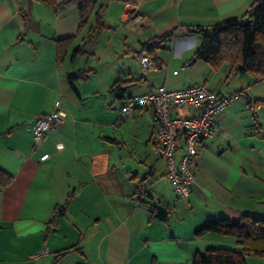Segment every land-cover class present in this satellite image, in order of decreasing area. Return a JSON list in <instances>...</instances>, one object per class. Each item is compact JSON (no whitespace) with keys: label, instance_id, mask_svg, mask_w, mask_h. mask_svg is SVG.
Wrapping results in <instances>:
<instances>
[{"label":"crops","instance_id":"0c3cea01","mask_svg":"<svg viewBox=\"0 0 264 264\" xmlns=\"http://www.w3.org/2000/svg\"><path fill=\"white\" fill-rule=\"evenodd\" d=\"M254 2L102 0L104 28L90 38L66 0H0V168L13 176L0 190V264H192L208 248H238L232 236L196 231L222 218L264 217V81L195 54L199 29L242 19ZM174 30L150 54L166 68L144 73V45ZM78 73L84 77L71 82ZM118 81L122 94L111 92ZM204 83L240 98L217 117L216 136L202 141L195 185L182 200L153 154L155 111L129 119L121 107L131 96ZM58 101L65 123L34 142L36 117ZM41 249L49 255L29 258Z\"/></svg>","mask_w":264,"mask_h":264},{"label":"trees","instance_id":"16d2710c","mask_svg":"<svg viewBox=\"0 0 264 264\" xmlns=\"http://www.w3.org/2000/svg\"><path fill=\"white\" fill-rule=\"evenodd\" d=\"M34 1L57 5V0ZM66 1L77 8L80 31L90 26L89 37H98L104 28L101 14L105 7L102 0ZM199 32L203 35V40L195 54L196 60H202L213 67L227 62L237 74L251 75L258 82L264 81V0H255L248 14L242 19H231L211 29H199ZM177 36L176 30L169 32L145 44L144 50L152 54ZM59 59H63L62 50L59 52ZM83 77V73L70 74L69 80L72 82ZM125 85V82L118 81L111 87V92L122 94L127 88ZM12 180L13 176L0 168V190L7 187ZM64 209H60L59 214ZM153 214L160 219H166L163 213ZM208 233L232 236L237 239L238 248H208L202 253L197 252L192 264H248L246 255L249 253L264 257V217L244 215L239 221L222 218L207 222L196 231L197 236ZM71 250L73 249L64 251L60 256L67 255Z\"/></svg>","mask_w":264,"mask_h":264},{"label":"built area","instance_id":"2783aa9c","mask_svg":"<svg viewBox=\"0 0 264 264\" xmlns=\"http://www.w3.org/2000/svg\"><path fill=\"white\" fill-rule=\"evenodd\" d=\"M136 8V7H135ZM144 19L132 14L127 20ZM139 62L144 73H157L166 65L160 64L148 53L140 56ZM240 94H217L208 84L189 86L180 90L161 88L142 95L128 98L121 107L126 118H134L141 109L155 111L158 131L155 138L153 154L167 165L166 179L172 185L179 199L190 198L195 185V163L201 155V143L212 139L217 134V117L231 106ZM67 114L61 102H56L55 111L51 114L38 115L33 124V140L38 143L56 132L66 121ZM56 148H65L59 142ZM182 150L180 159L177 153ZM50 154L41 157L44 162ZM49 255L47 249H41L30 255L33 261Z\"/></svg>","mask_w":264,"mask_h":264},{"label":"rangeland","instance_id":"374dc122","mask_svg":"<svg viewBox=\"0 0 264 264\" xmlns=\"http://www.w3.org/2000/svg\"><path fill=\"white\" fill-rule=\"evenodd\" d=\"M246 260L248 264H264V257L256 256L253 253L246 255Z\"/></svg>","mask_w":264,"mask_h":264}]
</instances>
